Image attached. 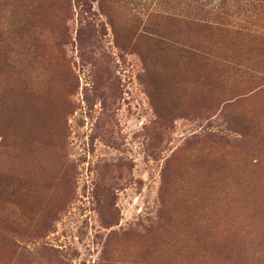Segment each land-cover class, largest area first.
<instances>
[{
  "label": "rangeland",
  "instance_id": "rangeland-1",
  "mask_svg": "<svg viewBox=\"0 0 264 264\" xmlns=\"http://www.w3.org/2000/svg\"><path fill=\"white\" fill-rule=\"evenodd\" d=\"M0 264H264V0H0Z\"/></svg>",
  "mask_w": 264,
  "mask_h": 264
}]
</instances>
